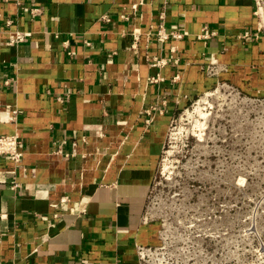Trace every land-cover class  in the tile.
<instances>
[{
  "label": "crops",
  "instance_id": "crops-1",
  "mask_svg": "<svg viewBox=\"0 0 264 264\" xmlns=\"http://www.w3.org/2000/svg\"><path fill=\"white\" fill-rule=\"evenodd\" d=\"M160 24L185 34L159 41ZM6 30L25 39L8 45ZM212 57L264 94L256 0H0V133L17 132L23 150L18 166L0 157V264H138L168 125L213 82Z\"/></svg>",
  "mask_w": 264,
  "mask_h": 264
},
{
  "label": "rangeland",
  "instance_id": "rangeland-1",
  "mask_svg": "<svg viewBox=\"0 0 264 264\" xmlns=\"http://www.w3.org/2000/svg\"><path fill=\"white\" fill-rule=\"evenodd\" d=\"M223 71L203 67L213 82L173 115L144 203L171 264H264V94Z\"/></svg>",
  "mask_w": 264,
  "mask_h": 264
},
{
  "label": "built area",
  "instance_id": "built-area-1",
  "mask_svg": "<svg viewBox=\"0 0 264 264\" xmlns=\"http://www.w3.org/2000/svg\"><path fill=\"white\" fill-rule=\"evenodd\" d=\"M8 1V0H3ZM17 4L21 2V0H14ZM257 9L259 10L258 1L256 0ZM30 16L35 17L38 14L41 13V10L39 7H30L29 10ZM161 16L164 14L163 11H161ZM125 17V16H124ZM105 18V16H104ZM107 19V18H105ZM8 23H11L12 20L8 19ZM7 36L5 39L6 44L8 45H14L22 42L25 39L26 32L20 31V30H6ZM215 31H208L200 35V37L207 38L214 34ZM150 34H154L156 38L159 41H164L168 38H181L185 32H175V31H166L163 24H160L159 27L153 31L150 32ZM248 32L244 33V36L247 35ZM138 39V34L135 31L133 34V44ZM167 63V59L162 56H154L152 60V65L154 66H163ZM209 66L214 67L217 72L226 70V65L222 62H220L216 57L210 58L208 62L204 64V69H207ZM154 81H157L159 79L158 76H155L152 78ZM8 80H5V83H7ZM57 99L61 100L60 97H57ZM3 113L5 114L6 120H14L16 118V115L20 113V110L14 106H11L10 104H5L2 108ZM148 114H151L149 112ZM152 117H147V121H151ZM22 146V140L17 132L14 133H0V157L6 158L13 162L15 166H18L22 157H23V150L21 148ZM19 183L16 181V178L13 177L10 186L11 188L19 187ZM143 218V215H142ZM158 247H153L151 245L147 244H141L136 243L135 244V251L137 256V262L138 264H171L168 261V256L164 257L162 255V252L158 251Z\"/></svg>",
  "mask_w": 264,
  "mask_h": 264
}]
</instances>
